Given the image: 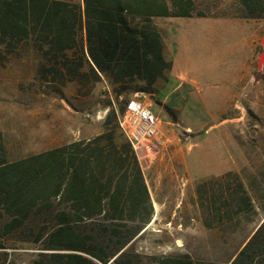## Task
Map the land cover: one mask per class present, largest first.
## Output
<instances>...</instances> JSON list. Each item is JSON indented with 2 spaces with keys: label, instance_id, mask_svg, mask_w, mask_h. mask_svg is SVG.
Returning <instances> with one entry per match:
<instances>
[{
  "label": "trees",
  "instance_id": "obj_1",
  "mask_svg": "<svg viewBox=\"0 0 264 264\" xmlns=\"http://www.w3.org/2000/svg\"><path fill=\"white\" fill-rule=\"evenodd\" d=\"M239 5L241 18H264V0ZM194 15L191 0H0V70L33 57L35 81L54 92L72 88L85 100L99 84L109 90L99 94L96 105L108 112L90 138L14 158L0 132L1 249L8 237L28 234L41 251L32 264L123 263L154 206L119 116L172 68L154 20ZM198 198L208 229L254 211L232 172L200 185ZM230 264H264V222Z\"/></svg>",
  "mask_w": 264,
  "mask_h": 264
},
{
  "label": "rangeland",
  "instance_id": "obj_2",
  "mask_svg": "<svg viewBox=\"0 0 264 264\" xmlns=\"http://www.w3.org/2000/svg\"><path fill=\"white\" fill-rule=\"evenodd\" d=\"M191 1L194 18L154 20L172 68L155 92L130 97L151 106L164 123L158 142L136 152L154 215L122 264H163L167 258L230 264L264 222V70L261 80L254 79L264 18H241L239 0ZM34 67L31 57L0 70V132L14 158L95 135L108 112L96 105L100 93L107 98L105 83L81 100L72 88L62 95L36 82ZM229 172L244 181L254 211L208 229L199 186ZM26 235L5 240L0 264H32L38 258L40 245Z\"/></svg>",
  "mask_w": 264,
  "mask_h": 264
},
{
  "label": "built area",
  "instance_id": "obj_3",
  "mask_svg": "<svg viewBox=\"0 0 264 264\" xmlns=\"http://www.w3.org/2000/svg\"><path fill=\"white\" fill-rule=\"evenodd\" d=\"M163 123L160 114L138 98L130 99L119 116L120 127L135 152L158 142Z\"/></svg>",
  "mask_w": 264,
  "mask_h": 264
},
{
  "label": "water",
  "instance_id": "obj_4",
  "mask_svg": "<svg viewBox=\"0 0 264 264\" xmlns=\"http://www.w3.org/2000/svg\"><path fill=\"white\" fill-rule=\"evenodd\" d=\"M261 46H262V51L259 55L258 63H257V74L254 76L255 82H258L259 80L262 79V72L264 70V32L261 37Z\"/></svg>",
  "mask_w": 264,
  "mask_h": 264
},
{
  "label": "crops",
  "instance_id": "obj_5",
  "mask_svg": "<svg viewBox=\"0 0 264 264\" xmlns=\"http://www.w3.org/2000/svg\"><path fill=\"white\" fill-rule=\"evenodd\" d=\"M164 45H165V55L168 56V46H167L166 42H165ZM166 83H167V81H166ZM166 83H165V85H166ZM163 88H164V87H163ZM161 90H162V89H160L159 92H160ZM159 92H158L156 95H159ZM165 100H166V97H165V99H164V102H165ZM96 134H97V133H96ZM96 134H95V135H96ZM92 136H94V135H92ZM92 136H89V137H86V138H90V137H92Z\"/></svg>",
  "mask_w": 264,
  "mask_h": 264
}]
</instances>
